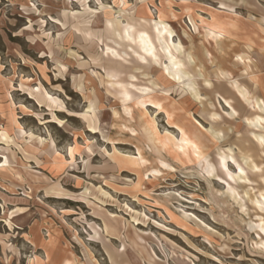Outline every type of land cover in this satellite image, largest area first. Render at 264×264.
Instances as JSON below:
<instances>
[{
  "label": "rangeland",
  "instance_id": "rangeland-1",
  "mask_svg": "<svg viewBox=\"0 0 264 264\" xmlns=\"http://www.w3.org/2000/svg\"><path fill=\"white\" fill-rule=\"evenodd\" d=\"M0 264H264V0H0Z\"/></svg>",
  "mask_w": 264,
  "mask_h": 264
},
{
  "label": "bare ground",
  "instance_id": "bare-ground-1",
  "mask_svg": "<svg viewBox=\"0 0 264 264\" xmlns=\"http://www.w3.org/2000/svg\"><path fill=\"white\" fill-rule=\"evenodd\" d=\"M152 45V44H151ZM174 68H176V67H174ZM242 89V88H241ZM179 143H180V145H182L183 144V138L182 137H180V139H179V141H178ZM222 155V154H221ZM222 163V162H221ZM208 165V164H207ZM206 172H207V170H206ZM108 252V251H107ZM110 258H112V257H110Z\"/></svg>",
  "mask_w": 264,
  "mask_h": 264
}]
</instances>
